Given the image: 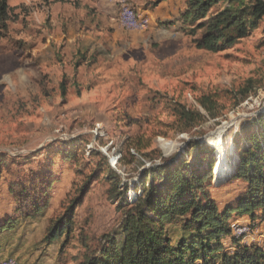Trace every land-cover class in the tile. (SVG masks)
<instances>
[{
  "label": "rangeland",
  "instance_id": "obj_1",
  "mask_svg": "<svg viewBox=\"0 0 264 264\" xmlns=\"http://www.w3.org/2000/svg\"><path fill=\"white\" fill-rule=\"evenodd\" d=\"M185 1L126 0L149 21L138 31L122 26L117 0H7V29L0 24V221L16 217L9 185L51 161L57 181L43 215L3 233L0 261L82 264L123 220L110 169L122 180L120 191L128 184L126 196L134 199L146 171L202 149L205 166L213 164V198L220 208L237 205L246 188L234 178L240 156L261 129L254 121L264 116V19L231 48L211 53L197 48L200 32L187 30L195 26L183 27ZM204 96L214 100L215 117L199 104ZM175 103L201 113L202 123L179 125ZM218 136L221 148L210 143ZM193 141L197 150L189 147ZM224 145L231 149L228 165L220 161ZM63 149L69 161H62ZM92 177L70 238L50 243L52 224L77 205ZM230 222L245 229L242 245L264 248V222L254 230L248 215ZM168 230L175 240L182 235L178 225Z\"/></svg>",
  "mask_w": 264,
  "mask_h": 264
},
{
  "label": "trees",
  "instance_id": "obj_2",
  "mask_svg": "<svg viewBox=\"0 0 264 264\" xmlns=\"http://www.w3.org/2000/svg\"><path fill=\"white\" fill-rule=\"evenodd\" d=\"M154 7L158 4L154 3ZM185 7L180 16L183 27L195 26L185 28L191 30L192 36L200 32L194 41L197 48L211 53L231 48L258 28L264 19L263 0H186ZM9 11L7 0H0L3 29H7ZM61 88L65 95V83ZM175 104L179 125L191 127L202 123L201 113ZM199 104L215 117L212 98L204 96ZM254 122L261 125V129L249 135V145L242 151L234 176L246 183L245 190L236 197L237 205L227 202L220 208L213 198L209 190L214 180L213 164L205 166V159H200L202 149L193 157L188 153V159L182 163L181 158L173 159L146 171L140 181L141 188H137L140 194L134 199L126 196L128 184L124 183L125 190L120 191L122 180L110 169L109 180L116 186V196L120 195L117 211L123 213V220L117 229L103 236L99 249L90 251L82 264H264V248L253 243L242 245L241 237L236 238L233 233L235 223L230 222L235 214L248 215L251 220L248 226L253 230L257 221L264 222V116ZM195 143H189V147L197 150ZM207 150L214 154L211 147ZM60 155L62 161L72 158L69 149H63ZM217 163L215 174L218 176L222 165L219 160ZM53 164L51 161L45 170L31 172L26 180L9 185L8 192L17 205L16 217L0 221V239L3 233L15 230L22 219L38 217L47 211L57 181ZM93 179L95 177L82 187L77 205L70 206L52 224L46 236L50 243L62 237L70 238L76 208L88 194ZM170 225H178L182 233L176 240L168 230Z\"/></svg>",
  "mask_w": 264,
  "mask_h": 264
},
{
  "label": "bare ground",
  "instance_id": "obj_3",
  "mask_svg": "<svg viewBox=\"0 0 264 264\" xmlns=\"http://www.w3.org/2000/svg\"><path fill=\"white\" fill-rule=\"evenodd\" d=\"M117 1L120 3L119 8H118L119 9L118 20L120 21V23L122 24L123 27L128 28V29H132V30H138V31H144L147 29V27L149 25V21L147 19H142L141 17H139L135 13L136 11L135 10L133 11L127 5V3H129V2H126V0H117ZM128 17H133V24H126ZM144 18H146V17H144ZM220 138H221V136H218L214 140H211L210 143L211 144L214 143V145L220 146V148H221V142L218 141V140H220ZM229 151H231V149L229 147L226 148L224 145V149L220 153V158H221L220 161H222L223 165H225V164L228 165ZM233 230H234L233 231L234 236L236 238L243 237L246 233L245 229L241 228L240 226L233 228ZM0 264H18V262L14 259H8V260H4V261L0 262Z\"/></svg>",
  "mask_w": 264,
  "mask_h": 264
},
{
  "label": "built area",
  "instance_id": "obj_4",
  "mask_svg": "<svg viewBox=\"0 0 264 264\" xmlns=\"http://www.w3.org/2000/svg\"><path fill=\"white\" fill-rule=\"evenodd\" d=\"M126 24H133V17H128Z\"/></svg>",
  "mask_w": 264,
  "mask_h": 264
},
{
  "label": "crops",
  "instance_id": "obj_5",
  "mask_svg": "<svg viewBox=\"0 0 264 264\" xmlns=\"http://www.w3.org/2000/svg\"><path fill=\"white\" fill-rule=\"evenodd\" d=\"M184 1H185V0H184ZM184 5H185V2H184ZM113 7H114V5H113ZM114 10H115V13H116V9H115V8H114ZM5 258L8 259V257H5ZM6 259H5V260H6ZM1 261H2V260H1Z\"/></svg>",
  "mask_w": 264,
  "mask_h": 264
}]
</instances>
